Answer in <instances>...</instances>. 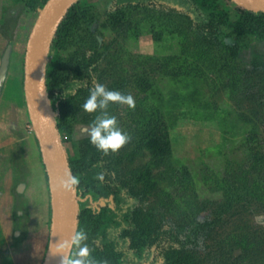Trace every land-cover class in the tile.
Returning a JSON list of instances; mask_svg holds the SVG:
<instances>
[{
    "label": "rangeland",
    "instance_id": "374dc122",
    "mask_svg": "<svg viewBox=\"0 0 264 264\" xmlns=\"http://www.w3.org/2000/svg\"><path fill=\"white\" fill-rule=\"evenodd\" d=\"M117 1L77 0V19L47 58L59 79L50 98L63 118L64 147L80 182L87 180L77 205L91 256L99 264H264V167L250 164L248 149L253 130L264 152V37L233 29L241 6L232 0H219L214 12L191 0H122L137 8L114 30L107 12ZM38 3L0 0V97L8 77L23 98L19 106L12 85L10 106L0 108V264H42L50 235L49 185L24 91ZM221 11L228 22L219 23ZM222 54L232 72L220 69ZM169 56L193 69L177 77L150 70ZM142 68L151 93L132 85ZM86 79L132 94L134 107L107 109L129 136L143 111L162 101L171 149L161 164L135 140L107 154L89 141L101 110L81 107L89 91L76 93V82Z\"/></svg>",
    "mask_w": 264,
    "mask_h": 264
},
{
    "label": "water",
    "instance_id": "95a60500",
    "mask_svg": "<svg viewBox=\"0 0 264 264\" xmlns=\"http://www.w3.org/2000/svg\"><path fill=\"white\" fill-rule=\"evenodd\" d=\"M76 0H48L42 8L29 36L24 64V91L32 123L47 175L51 198V227L42 264H60V254L51 251V242L66 240L77 229L76 191L69 193L59 180L69 170L73 174L62 137L46 89L48 52L57 28ZM251 11H264V0H232ZM1 82V81H0Z\"/></svg>",
    "mask_w": 264,
    "mask_h": 264
},
{
    "label": "trees",
    "instance_id": "16d2710c",
    "mask_svg": "<svg viewBox=\"0 0 264 264\" xmlns=\"http://www.w3.org/2000/svg\"><path fill=\"white\" fill-rule=\"evenodd\" d=\"M47 1L48 0H40V3L38 4L40 5L41 9L44 7ZM76 1L69 8L66 15L61 20L57 28V31L55 33V36L52 40L51 46L53 42H55V40H56L55 42L56 44L59 42V39L63 35V32L69 29L72 26V23L75 21V19H77L78 11H75ZM191 1L198 2V5L201 6L202 8H206V9L211 8L213 12L217 11L216 7L219 3V0H191ZM225 1H231V0H225ZM113 6H114L113 7L114 10H108L107 12L108 21H109L108 23L112 29L119 30V29H122L126 25L127 23L126 21L128 17L127 11L129 10L128 8L133 7V5H130V3L128 4V2L126 1L123 2L122 0L120 1L118 0L117 2L113 4ZM133 8L136 9L137 7L134 6ZM173 11H176V10H173ZM238 11H239V15L237 19L234 20L233 25H231L233 29L239 32L240 34H248V35L254 34L258 37H264V11L255 12V11H251V10H248L242 7H239ZM218 17H220L219 23H226L229 21V16L226 11H223V12L221 11V15ZM199 54H202V52L199 51ZM220 57H221L220 59H222L220 69L227 67L228 73L232 72L233 68L228 66L230 64L229 63L230 60L228 59V57L223 54ZM176 58L178 59L179 62L180 61L181 62L180 63L176 62L173 65V62H175V56H169V57H166L162 62L159 61V64H158L159 66H157L156 68H153L150 66L149 68L150 70H155V71L158 70L163 75L171 76V77H177L183 73L189 74V71L193 68H191L190 65H187L185 67L183 64L185 60L183 59L181 60V58H178V57ZM47 64H46V89L48 92L50 105L52 107V110L55 116L56 111L53 109L52 101L50 97H51L52 91L55 89L54 87H56V81H59V79L57 76H54L48 73ZM131 82H132V85L136 87L140 92L151 93L154 91L153 81L149 77V69L142 68L136 71L131 77ZM90 84H91L90 79H86V81L78 87V92L76 93H80V92L86 93L91 88L92 84L91 85ZM230 84L231 82L228 83V85ZM72 97L73 98L76 97V94L72 95ZM161 108H162V101H159L158 105H156V109L153 110L150 114H145L146 112L143 111V114L140 116L139 120H137L138 127H137V130L134 131L135 134H132V136H129L130 139L127 142V144L129 143L132 144V142L135 140L137 143L136 149H141V148L148 149L152 157L155 158L156 165H159L162 163L163 159H165L166 156L169 155L170 149H171L168 122ZM62 120L63 118L61 117V115L60 117L59 116L55 117L56 125L58 127L60 135H61L60 123ZM258 137L255 131L251 130L249 132L248 139L249 140L252 139L254 143L249 144L248 149H249V156H250V164L254 168L261 169L264 167V152L258 148L259 144L256 142L258 141ZM62 140L64 142L63 137H62ZM130 155L133 156L135 154L130 153ZM68 159H69L70 168L73 174L78 175L77 169L73 165V162L70 160L69 157ZM41 160H42V157H41ZM183 171H184L183 172L184 175L192 177L190 170L186 166L183 167ZM81 180H82L81 182L79 180V184L76 186V197L79 196L82 189L88 188V185L86 184L87 180H84L83 178H81ZM112 211L117 212L118 210L117 208H114V210ZM83 215H84L83 212L78 208L77 229H79L80 227V224L83 219ZM47 246H48V243H47ZM130 263L133 264L132 260Z\"/></svg>",
    "mask_w": 264,
    "mask_h": 264
},
{
    "label": "clouds",
    "instance_id": "9594fccd",
    "mask_svg": "<svg viewBox=\"0 0 264 264\" xmlns=\"http://www.w3.org/2000/svg\"><path fill=\"white\" fill-rule=\"evenodd\" d=\"M80 86V82H76ZM110 102L125 104L129 108L135 106L132 94H124L118 90L107 88L102 83H97L89 89V95L81 107L88 112L101 111L90 122L87 132L89 141L100 151L107 154L109 151L119 150L130 139L128 133L118 126L117 117L110 114L107 109ZM97 179L103 180V174L97 175ZM79 184V176L72 174L69 170L59 180V185L69 193H75ZM87 233L76 229L64 241L51 242L50 251L54 248L55 254H60V264H99L91 256L87 241Z\"/></svg>",
    "mask_w": 264,
    "mask_h": 264
},
{
    "label": "crops",
    "instance_id": "0c3cea01",
    "mask_svg": "<svg viewBox=\"0 0 264 264\" xmlns=\"http://www.w3.org/2000/svg\"><path fill=\"white\" fill-rule=\"evenodd\" d=\"M12 85H13V88L16 92V103H18L19 106H21L22 104V101H23V98L21 97V91H19V83H18V80H9L8 77H6L5 81H4V84H3V90H2V95L0 97V108L1 107H8L10 106V104L8 103L12 97L9 96L10 92V88H12ZM9 92V93H8Z\"/></svg>",
    "mask_w": 264,
    "mask_h": 264
}]
</instances>
